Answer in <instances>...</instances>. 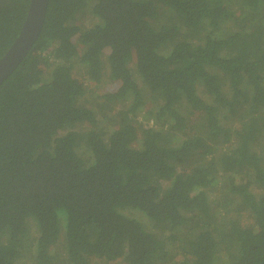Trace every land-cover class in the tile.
Segmentation results:
<instances>
[{
  "label": "trees",
  "instance_id": "obj_1",
  "mask_svg": "<svg viewBox=\"0 0 264 264\" xmlns=\"http://www.w3.org/2000/svg\"><path fill=\"white\" fill-rule=\"evenodd\" d=\"M32 45L0 84V264H264V0H48Z\"/></svg>",
  "mask_w": 264,
  "mask_h": 264
},
{
  "label": "water",
  "instance_id": "obj_2",
  "mask_svg": "<svg viewBox=\"0 0 264 264\" xmlns=\"http://www.w3.org/2000/svg\"><path fill=\"white\" fill-rule=\"evenodd\" d=\"M47 2L48 0H29L27 12L17 36L0 57V84L32 49L45 16Z\"/></svg>",
  "mask_w": 264,
  "mask_h": 264
},
{
  "label": "rangeland",
  "instance_id": "obj_3",
  "mask_svg": "<svg viewBox=\"0 0 264 264\" xmlns=\"http://www.w3.org/2000/svg\"><path fill=\"white\" fill-rule=\"evenodd\" d=\"M108 83V82H107ZM100 88H101V90H105V88H106V84L104 85V84H102L101 86H100ZM33 233V232H32ZM54 250L56 251V252H59V253H61V251L63 250V247L62 246H56L55 248H54ZM32 261V260H31ZM30 259L27 261V263L29 264L30 262ZM91 263H93V264H125L124 262H122V261H120V260H118V259H116V260H111V261H102V260H97L96 258H94L93 259V261L91 262Z\"/></svg>",
  "mask_w": 264,
  "mask_h": 264
},
{
  "label": "flooded vegetation",
  "instance_id": "obj_4",
  "mask_svg": "<svg viewBox=\"0 0 264 264\" xmlns=\"http://www.w3.org/2000/svg\"><path fill=\"white\" fill-rule=\"evenodd\" d=\"M7 2V0H0V7L4 5Z\"/></svg>",
  "mask_w": 264,
  "mask_h": 264
}]
</instances>
